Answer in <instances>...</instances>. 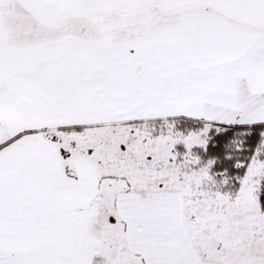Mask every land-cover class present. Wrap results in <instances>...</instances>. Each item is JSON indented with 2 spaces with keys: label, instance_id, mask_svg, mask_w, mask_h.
<instances>
[{
  "label": "snow or ice",
  "instance_id": "6c2138e0",
  "mask_svg": "<svg viewBox=\"0 0 264 264\" xmlns=\"http://www.w3.org/2000/svg\"><path fill=\"white\" fill-rule=\"evenodd\" d=\"M0 264H264V0H0Z\"/></svg>",
  "mask_w": 264,
  "mask_h": 264
}]
</instances>
